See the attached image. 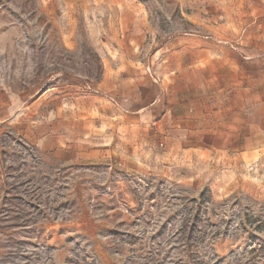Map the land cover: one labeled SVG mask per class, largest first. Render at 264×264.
Listing matches in <instances>:
<instances>
[{
    "label": "rangeland",
    "instance_id": "374dc122",
    "mask_svg": "<svg viewBox=\"0 0 264 264\" xmlns=\"http://www.w3.org/2000/svg\"><path fill=\"white\" fill-rule=\"evenodd\" d=\"M234 86L264 131V0H0V264H264V140L184 151Z\"/></svg>",
    "mask_w": 264,
    "mask_h": 264
},
{
    "label": "crops",
    "instance_id": "0c3cea01",
    "mask_svg": "<svg viewBox=\"0 0 264 264\" xmlns=\"http://www.w3.org/2000/svg\"><path fill=\"white\" fill-rule=\"evenodd\" d=\"M221 67L218 62L211 60L207 61L204 65H192L191 73L207 72L213 80L227 78L235 81L236 79H240L235 70H221ZM200 90L201 92L199 93L194 90L191 94L192 115H189L186 121V126L188 127L186 132L197 135L192 146L187 145L184 149L189 156L193 158H199V156L208 158L212 155L216 156L218 153L222 156L234 155L236 153L241 155L243 141L246 144L245 150L248 151L252 149L248 146L249 141H254L259 135L264 140V131L258 130L255 125L246 124L245 119L247 116L242 113L241 92L235 86L233 89H229L230 92L227 95H223V101H220V93L217 91L207 95L203 89ZM247 106L256 111L255 113L258 110L262 111L261 115L264 117V103L261 102L259 104V102L257 103L254 100V102L249 103ZM139 108V103L135 102L134 111H132L134 113L130 114L134 116L138 113L135 111L139 110ZM203 109H209L210 112L203 113ZM2 116L3 113L0 110V122H5L6 119H2ZM212 120L215 122L211 123ZM243 134L246 135L244 140Z\"/></svg>",
    "mask_w": 264,
    "mask_h": 264
},
{
    "label": "trees",
    "instance_id": "16d2710c",
    "mask_svg": "<svg viewBox=\"0 0 264 264\" xmlns=\"http://www.w3.org/2000/svg\"><path fill=\"white\" fill-rule=\"evenodd\" d=\"M202 197H203V195H202ZM202 197H201V199H202ZM14 201H16V199L14 200ZM202 201V200H201ZM9 211V210H8ZM10 213V212H9ZM19 218H22V216L20 215L19 216ZM195 226V225H194ZM195 232V229H194V227H190V229H189V231H188V241H190L191 240V238H193V233ZM196 248V244H195V242L193 241H191V243H188V245H187V251L188 252H191L192 250H194Z\"/></svg>",
    "mask_w": 264,
    "mask_h": 264
}]
</instances>
